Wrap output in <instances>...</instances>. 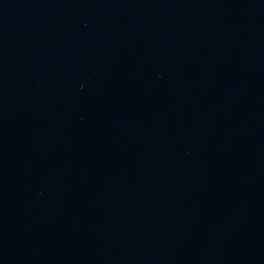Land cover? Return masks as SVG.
<instances>
[{
    "label": "water",
    "instance_id": "95a60500",
    "mask_svg": "<svg viewBox=\"0 0 264 264\" xmlns=\"http://www.w3.org/2000/svg\"><path fill=\"white\" fill-rule=\"evenodd\" d=\"M0 264H264V0H0Z\"/></svg>",
    "mask_w": 264,
    "mask_h": 264
}]
</instances>
